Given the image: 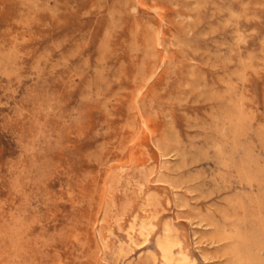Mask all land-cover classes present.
Listing matches in <instances>:
<instances>
[{
    "label": "rangeland",
    "instance_id": "1",
    "mask_svg": "<svg viewBox=\"0 0 264 264\" xmlns=\"http://www.w3.org/2000/svg\"><path fill=\"white\" fill-rule=\"evenodd\" d=\"M164 248L264 264V0H0V264Z\"/></svg>",
    "mask_w": 264,
    "mask_h": 264
},
{
    "label": "bare ground",
    "instance_id": "2",
    "mask_svg": "<svg viewBox=\"0 0 264 264\" xmlns=\"http://www.w3.org/2000/svg\"><path fill=\"white\" fill-rule=\"evenodd\" d=\"M148 237V236H147ZM174 246V245H173ZM170 247V246H169ZM170 249V248H169ZM169 249H166L164 248V258L166 261H173V260H176L174 257H173V252H171ZM225 251V250H224ZM223 253V252H222ZM179 259V258H178ZM190 260V259H189ZM177 261V260H176ZM177 264H188L187 260L185 258H182L180 260H178L176 262ZM172 264V263H171Z\"/></svg>",
    "mask_w": 264,
    "mask_h": 264
}]
</instances>
